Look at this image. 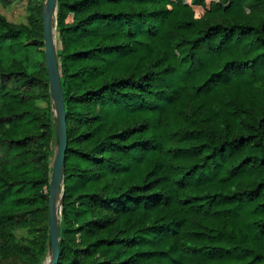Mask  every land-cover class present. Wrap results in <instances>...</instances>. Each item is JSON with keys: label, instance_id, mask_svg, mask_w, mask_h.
I'll list each match as a JSON object with an SVG mask.
<instances>
[{"label": "trees", "instance_id": "trees-1", "mask_svg": "<svg viewBox=\"0 0 264 264\" xmlns=\"http://www.w3.org/2000/svg\"><path fill=\"white\" fill-rule=\"evenodd\" d=\"M37 1L0 9V264L51 248L45 51L18 53L44 45ZM57 38V264H264V0H59Z\"/></svg>", "mask_w": 264, "mask_h": 264}, {"label": "water", "instance_id": "water-1", "mask_svg": "<svg viewBox=\"0 0 264 264\" xmlns=\"http://www.w3.org/2000/svg\"><path fill=\"white\" fill-rule=\"evenodd\" d=\"M58 1L45 0L43 14L45 61L49 75L53 111L56 118L58 145L53 159L49 195V235L51 248L48 250L49 260L47 261L46 259L42 264H57L59 260L60 220L64 190L65 154L67 149L66 109L58 59Z\"/></svg>", "mask_w": 264, "mask_h": 264}, {"label": "rangeland", "instance_id": "rangeland-1", "mask_svg": "<svg viewBox=\"0 0 264 264\" xmlns=\"http://www.w3.org/2000/svg\"><path fill=\"white\" fill-rule=\"evenodd\" d=\"M42 1H37L36 4H41ZM29 0H17L13 2L10 5H1V13L5 15L10 21L16 22V23H27L28 21V15H29ZM44 5H45V0L42 2V14H44ZM43 28H44V21H43ZM44 34V31H43ZM44 41V38H43ZM30 43H33V41H29ZM34 44V43H33ZM45 49V46L41 47H29L23 52H18L21 53V58L23 61H25L29 66L34 67L38 61L43 59V53L42 51ZM0 51L1 55L3 56V59L5 62H9L11 58V54H9L7 50V46L3 43L0 42ZM53 104L52 101V96L50 98V105ZM46 105V103H44ZM18 236H27L28 233L26 230H20L18 233ZM49 256V252H47V255L43 262L47 259ZM49 258V257H48ZM42 262V263H43ZM41 263V264H42Z\"/></svg>", "mask_w": 264, "mask_h": 264}, {"label": "bare ground", "instance_id": "bare-ground-1", "mask_svg": "<svg viewBox=\"0 0 264 264\" xmlns=\"http://www.w3.org/2000/svg\"><path fill=\"white\" fill-rule=\"evenodd\" d=\"M49 260V258H47V261Z\"/></svg>", "mask_w": 264, "mask_h": 264}]
</instances>
